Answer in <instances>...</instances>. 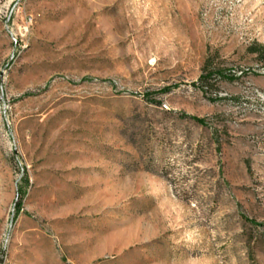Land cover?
<instances>
[{
	"label": "rangeland",
	"instance_id": "rangeland-1",
	"mask_svg": "<svg viewBox=\"0 0 264 264\" xmlns=\"http://www.w3.org/2000/svg\"><path fill=\"white\" fill-rule=\"evenodd\" d=\"M0 264H264V0H0Z\"/></svg>",
	"mask_w": 264,
	"mask_h": 264
},
{
	"label": "trees",
	"instance_id": "trees-1",
	"mask_svg": "<svg viewBox=\"0 0 264 264\" xmlns=\"http://www.w3.org/2000/svg\"><path fill=\"white\" fill-rule=\"evenodd\" d=\"M253 52L257 51V50H252ZM219 76H221V74H219ZM233 77V76H232Z\"/></svg>",
	"mask_w": 264,
	"mask_h": 264
}]
</instances>
